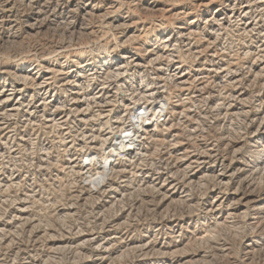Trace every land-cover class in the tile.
<instances>
[{"label":"rangeland","instance_id":"374dc122","mask_svg":"<svg viewBox=\"0 0 264 264\" xmlns=\"http://www.w3.org/2000/svg\"><path fill=\"white\" fill-rule=\"evenodd\" d=\"M92 246L264 264V0H0V264Z\"/></svg>","mask_w":264,"mask_h":264},{"label":"bare ground","instance_id":"6f19581e","mask_svg":"<svg viewBox=\"0 0 264 264\" xmlns=\"http://www.w3.org/2000/svg\"><path fill=\"white\" fill-rule=\"evenodd\" d=\"M30 2V1H29ZM110 7V6H109ZM31 8V7H30ZM170 11V10H169ZM220 25V24H219ZM177 32V31H176ZM180 33H181V30H180ZM191 37V36H190ZM171 42V41H170ZM166 45V44H165ZM168 45V44H167ZM167 47V46H166ZM170 49V48H169ZM168 51V50H167ZM169 56H170V54H169ZM172 58V57H171ZM51 60V59H50ZM126 60V59H125ZM176 67V66H175ZM169 72H171V71H168V73ZM181 73V72H180ZM169 74H171V73H169ZM169 76V75H168ZM178 76H180V75H178ZM170 77H171V75H170ZM180 79L181 80H183V84H184V77L183 76H181L180 77ZM180 80V81H181ZM177 81V80H176ZM34 82V81H33ZM163 105V104H162ZM162 105L160 106V105H158V106H160V107H162ZM21 107V106H20ZM42 108V107H41ZM156 110V109H155ZM163 110V109H162ZM162 110H161V113H162ZM160 109H158V114H157V112H155L156 114H157V116H154V119L152 120V119H150V124L151 125H153L152 127H154V126H157L158 124H159V116H160ZM156 114H154V115H156ZM9 115V114H8ZM140 115V114H139ZM140 117V116H139ZM140 123V122H139ZM148 128H150V126H147L146 127V129H148ZM139 137V136H138ZM139 139V138H138ZM133 140V139H132ZM133 142V141H132ZM131 142V143H132ZM131 143H126L125 145H131L132 146V144ZM125 145H124V147H125ZM128 147V146H127ZM139 148V147H138ZM133 149H135V148H133ZM129 150H131V148L129 147V149L128 150H126V151H129ZM132 151V150H131ZM184 158V157H183ZM177 166V165H176ZM172 172V171H171ZM219 176V175H218ZM175 189V188H174ZM173 191V190H172ZM166 198V200H167V198L168 197H165ZM257 209H259V208H257ZM176 212V211H175ZM258 219V218H257ZM101 229V228H100ZM85 232V231H84ZM81 234V233H80ZM101 239V238H100ZM98 239L97 238H89V240L87 241L90 245H93V246H96L99 242L97 241ZM102 240V239H101ZM105 240V239H104ZM120 240V239H119ZM98 242V243H97ZM110 242L107 240V242H105L104 244H99V246H107L108 244H109ZM88 244V245H89ZM92 246V247H93ZM106 249H108L107 247H106ZM78 250H79V248H78ZM109 250V249H108ZM108 250H104V249H102V248H100V247H93V249H92V256H91V258H92V262L93 263H95V264H106L107 262H108V260L110 259V257H108L107 255V252H108ZM113 250V249H112ZM137 250V249H136ZM145 253V252H144ZM112 256V255H111ZM115 258V257H114ZM110 261V260H109ZM25 264V263H24Z\"/></svg>","mask_w":264,"mask_h":264},{"label":"built area","instance_id":"2783aa9c","mask_svg":"<svg viewBox=\"0 0 264 264\" xmlns=\"http://www.w3.org/2000/svg\"><path fill=\"white\" fill-rule=\"evenodd\" d=\"M139 116V114H137ZM163 115L159 119V123L163 122L164 120ZM123 132V133H122ZM119 131V133L116 135V143L118 145L122 144L123 142L131 143L134 138L132 137V134H136L133 129H123V131ZM133 139V140H132Z\"/></svg>","mask_w":264,"mask_h":264}]
</instances>
